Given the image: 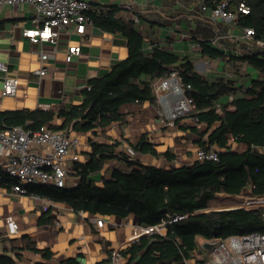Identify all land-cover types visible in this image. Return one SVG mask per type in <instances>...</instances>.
<instances>
[{
  "label": "trees",
  "instance_id": "trees-1",
  "mask_svg": "<svg viewBox=\"0 0 264 264\" xmlns=\"http://www.w3.org/2000/svg\"><path fill=\"white\" fill-rule=\"evenodd\" d=\"M221 1L202 0L210 9ZM226 1V9L237 13L239 25L253 27L254 39H264V0ZM241 3L249 7L248 13L239 9ZM121 9L111 5L88 14L93 25L101 30L124 35L129 48L127 58L117 62L106 74L90 78L88 86L80 91L83 96L80 104L56 111L0 110V128L22 126L37 130L48 124L67 133L94 130L107 137L106 127L127 122L130 112L124 111L125 105L155 102L156 85L171 77L173 67L179 66L185 93L194 100L195 107L175 123L181 120L184 124L190 123L188 128L196 135L193 144L197 149H217L219 160L194 159L192 163L157 166L116 152L118 142L90 140L87 160L73 166L79 176L76 186L29 184L28 192L64 202L77 212L114 214L122 219L134 215L140 226H154L170 217H180L165 228L163 235L146 234L121 248L120 253L126 259L123 264H186L196 254H203L204 260L208 256L201 247L203 239L222 240L230 235L264 232V208L205 211L212 207L211 201L219 193L233 196L246 190L264 193V80L254 78L249 84L241 81L248 76V67L264 74V47L243 54H228L209 40L201 41V56L222 62L223 71L232 74L209 79L196 70L195 61L189 55L179 56L161 44L147 50L144 36L116 16ZM227 96H232L231 100L221 101ZM56 119L61 123H55ZM125 139L138 154L162 155L168 161L176 156L172 148L158 151L146 132ZM116 157L124 160L128 168H114L103 185H98L92 174L104 170ZM5 183L14 182L0 166V184ZM22 248L39 252L46 259L53 256L51 250L38 248L28 237L23 238ZM17 259L0 254V264H17ZM108 261L112 264V253ZM69 263L76 264V261H64Z\"/></svg>",
  "mask_w": 264,
  "mask_h": 264
},
{
  "label": "crops",
  "instance_id": "crops-1",
  "mask_svg": "<svg viewBox=\"0 0 264 264\" xmlns=\"http://www.w3.org/2000/svg\"><path fill=\"white\" fill-rule=\"evenodd\" d=\"M89 1L97 7L106 8L111 5L121 7L129 0ZM202 6V0H136L134 11L121 7L116 16L130 23L144 36L147 50H151L154 44H161L179 56H191L195 61L196 70L207 75L209 79L224 74L231 76L230 72L223 71L225 68L222 62L201 56L200 42L209 40L228 54H243L260 47L255 46L252 38L246 35V28L240 26L237 20L214 19L209 11L202 10ZM136 16L139 21H135ZM35 18L36 11L32 5L22 4L17 9L12 6H0V61L9 65L10 75L20 78L17 95L4 96V73H0V110H35L44 109L45 105H49L51 110L56 111L62 107L80 104L83 100L80 91L87 87L88 80L106 74L117 62L129 55L124 35L103 31L95 25L90 26L85 34L76 31L63 32L55 42L34 43L24 33L25 30L36 27ZM215 39L216 43H213ZM73 45L81 47V55L68 56L67 49ZM41 49L48 53L49 59L47 73L38 78L35 72L42 67L39 55ZM247 69L249 74L242 78V82L249 84L254 78L264 80L263 73L251 67ZM231 98L232 96H227L221 101ZM124 111L130 112L127 122L123 125L115 122L106 127L107 137L96 134L94 130L69 132L87 136L81 146L73 151L80 155V160L76 162L87 160L88 153L91 152L90 140L118 142L116 152L128 155L127 148L130 145L125 138L145 132L158 151L164 152L172 148L175 158L168 161L162 155L138 153L134 157H128L165 167L194 161L197 147L193 144V139L196 135L188 128L190 123L184 124V120H181L180 123L169 126L168 118L161 113V105L157 99L155 102L125 105ZM187 121L191 122V118ZM54 122L61 123V120L56 119ZM7 155V152L0 153L2 169ZM76 162L71 158L68 160L70 166H74ZM104 167V170L92 174L98 185H103L114 168H128L125 161L119 157L110 160ZM78 182L79 176L71 173L67 186L74 187ZM241 195L219 193L217 199H234L236 202L212 205L210 208L233 205L239 201ZM46 203L49 208L44 210L43 205ZM9 214L13 215L18 223L19 232L16 235L8 234L6 217ZM99 216L105 220L101 227L95 223L96 217ZM141 228L142 226L136 224L134 215L122 219L114 214L92 215L88 211L77 212L64 202L36 193L16 194L12 192L11 185L0 184V254L18 258L17 264H64L68 259H74L76 264H109L111 253L119 247L124 249L137 239L136 235L140 233ZM24 237L30 238L40 249L51 250L52 258L46 259L39 252L23 249ZM207 241L203 239L201 247L208 259L202 260L203 254H196L188 259L186 264H211L210 250L206 248ZM125 260L122 258L121 264Z\"/></svg>",
  "mask_w": 264,
  "mask_h": 264
},
{
  "label": "built area",
  "instance_id": "built-area-1",
  "mask_svg": "<svg viewBox=\"0 0 264 264\" xmlns=\"http://www.w3.org/2000/svg\"><path fill=\"white\" fill-rule=\"evenodd\" d=\"M22 4L32 5L36 11L34 19L36 27L27 29L24 33L34 43L55 42L63 32L76 31L79 34H85L88 28L93 25V20L88 13L100 9L89 0H0V6H12L16 9ZM135 6L136 0H129L121 7L128 11H134ZM226 7L227 1L223 0L211 9L203 4L202 10L209 11L212 18L217 20L236 21L237 13L227 10ZM239 9L244 13L249 12V7L244 3L240 4ZM139 20V17L136 16L135 21ZM246 35L252 38L255 46L264 47L262 39H254L255 30L253 27L246 28ZM213 43H216V39L213 40ZM67 54L69 57L81 55V47L69 46ZM39 55L42 67L35 73L38 78H41L47 73L46 66L49 55L43 49L39 51ZM1 72L4 73L2 94L16 96L20 84L19 76L10 75L9 65L3 61H0ZM156 91L158 93L157 102L161 105V113L167 116L169 126H174L177 118L189 114L195 107L194 100L185 93L179 66L173 67L171 77L157 84ZM44 109H50V106L45 105ZM80 146L78 135L55 130L48 124L37 130H27L22 126L0 128V153L7 152L8 154L3 164V170L6 172L7 178L14 182L11 185L12 192L26 194L29 184L66 187L71 173H74L73 166L68 164V160L70 158L73 162L80 160V155L76 152L73 153ZM34 148H42V150H34ZM127 153L134 157L136 151L128 146ZM195 159L201 161L219 160V152L215 148L210 150L198 148ZM36 198L38 197L36 196ZM48 208V203L43 205L44 210ZM261 208H264V193L253 194L250 191H245L237 203L215 209L208 208L205 211L233 209L251 211ZM179 218V216H173L154 226H142L136 237L152 233L163 235L165 228ZM95 223L101 227L105 220L99 216L96 217ZM6 224L10 236L18 234L19 226L13 215H7ZM206 246L210 250L211 264H264V232L230 235L222 240L207 241ZM120 249L119 247L112 252V264H121L123 257Z\"/></svg>",
  "mask_w": 264,
  "mask_h": 264
},
{
  "label": "rangeland",
  "instance_id": "rangeland-1",
  "mask_svg": "<svg viewBox=\"0 0 264 264\" xmlns=\"http://www.w3.org/2000/svg\"><path fill=\"white\" fill-rule=\"evenodd\" d=\"M167 80V79H166ZM165 81V80H164ZM162 81V82H164ZM86 137L84 134H81L79 135V139H80V142H84L86 140ZM238 148H241L240 146H238ZM157 164V162H156ZM220 199V198H219ZM217 198H214L212 201H211V204L212 205H218V204H226V203H233V202H236V200L234 199H225V200H219Z\"/></svg>",
  "mask_w": 264,
  "mask_h": 264
},
{
  "label": "water",
  "instance_id": "water-1",
  "mask_svg": "<svg viewBox=\"0 0 264 264\" xmlns=\"http://www.w3.org/2000/svg\"><path fill=\"white\" fill-rule=\"evenodd\" d=\"M209 211H211V210H209Z\"/></svg>",
  "mask_w": 264,
  "mask_h": 264
}]
</instances>
